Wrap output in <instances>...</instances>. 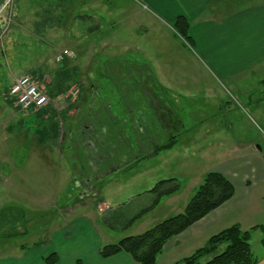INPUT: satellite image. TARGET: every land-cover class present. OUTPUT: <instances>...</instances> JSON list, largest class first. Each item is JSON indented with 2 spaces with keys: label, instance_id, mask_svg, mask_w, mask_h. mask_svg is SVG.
<instances>
[{
  "label": "rangeland",
  "instance_id": "374dc122",
  "mask_svg": "<svg viewBox=\"0 0 264 264\" xmlns=\"http://www.w3.org/2000/svg\"><path fill=\"white\" fill-rule=\"evenodd\" d=\"M35 1L38 2L21 0L14 4L12 21L0 42V111H13L5 92L13 77L22 75L33 64L52 78L57 92L64 93L52 101L44 91L49 103L38 114L21 115L24 118L21 129L13 127L12 131L11 128L5 131L11 133L7 156L25 159L21 172L24 180H28L27 188L37 196L17 198L26 208L22 225L25 235L13 236L10 231L9 246L24 237L28 247L36 244L42 252L48 249L54 207L67 205H85L90 218L110 227L98 224L99 230L117 243L181 214L206 172L231 168L244 175L252 167V174L263 168L262 83L254 84L247 80L250 77L243 75L239 78L245 81H238L246 89L242 93L234 91L229 81L217 74L218 78L212 70L208 73L202 62L196 64L190 58L189 51L195 53V47L182 40L188 53L181 49L182 52L173 42L169 29L173 30L174 22L164 24L153 16L155 10L148 0H72L60 6L65 10L63 14L52 15L42 10H50L54 5L34 4ZM96 1L106 4V8L102 10ZM263 5L264 0H214L205 14L229 15ZM36 8L39 12L34 15ZM100 9L107 15L110 13L115 21ZM111 34L116 36L113 38L115 53L109 47L104 52L99 43L103 35ZM64 49L73 53L74 60L67 58L71 60L68 66L66 59L61 64L55 62L57 53ZM181 61L185 63L184 68L176 65ZM146 82L162 111L173 112L182 123L174 147L156 155L151 154L148 139L159 135L165 143L172 132H166L154 120L157 110L148 107L147 90L140 86ZM100 108L108 111L115 126L102 122L105 117ZM85 127L91 128L88 136L81 130ZM61 131L66 135L62 137L63 148L75 145L72 151L77 161L72 165L69 160L65 163L58 157L55 159L56 154L48 153V141L60 142ZM80 135L82 139L87 136L94 148L80 149L76 145ZM48 136L53 138L47 139ZM112 168H115L113 172ZM166 180H175L178 192L171 197L162 196L155 208L129 225L134 210L144 207L145 202L148 207L152 205L156 195L150 191L158 182ZM252 184L246 205L192 238L178 240L173 249L168 247L158 256L156 264L180 262L204 247L210 237L236 224L242 232H250L251 253L256 264H264V234L252 230L264 224V183ZM87 191L86 197L80 196ZM101 201L109 208L103 214L98 213ZM81 213L78 209L76 215ZM2 240L0 234V254H3ZM224 248L225 245L220 246L200 263H206Z\"/></svg>",
  "mask_w": 264,
  "mask_h": 264
},
{
  "label": "crops",
  "instance_id": "0c3cea01",
  "mask_svg": "<svg viewBox=\"0 0 264 264\" xmlns=\"http://www.w3.org/2000/svg\"><path fill=\"white\" fill-rule=\"evenodd\" d=\"M71 1L72 0L69 2ZM213 1L214 0H148V4L155 10L153 16L160 19L164 24L171 25L178 16L184 17L189 25L188 34L192 40V48L194 49L195 47L196 49V54L189 51L190 58H192L196 64L202 62V64L206 66L205 69L208 70V73L212 70L217 77L219 75L225 81H229L231 87L234 88V91L244 93L246 89L241 88L242 85L238 83V81L245 80H242L239 77L243 75L248 76L250 78L247 80H250L254 84H261L264 80V5L260 7L255 6L229 15H222L217 12L213 14H205L207 13L205 12L206 8L210 6ZM20 2L21 0H14V4ZM22 3L27 4L26 1H22ZM33 3L55 6L50 10H42L44 14H63L65 12V10L60 8L62 4H59L55 0H49L45 3L35 1ZM97 5L102 6V10L106 8V4L104 3L97 2ZM102 10L101 12L104 13ZM12 11L9 14L6 13L0 20V42L5 34L7 25L12 21ZM38 12L39 8L33 10L34 15L38 14ZM105 16L110 17L111 14L108 13V15L105 14ZM110 19L115 21V18L112 16ZM128 20L131 21V18H128ZM169 30L170 33H172V36H169L172 37L173 42L180 46V50L183 49L188 53V50L185 48L186 46L183 44L184 42L179 39L173 30ZM142 33H145V30ZM166 33L168 34V32ZM109 37H112V39ZM115 37L114 34H111V36H102L103 41L99 43L102 45L104 52L109 47L110 50L115 53L116 42L113 39ZM69 52L71 53V56L67 58L74 60L72 59L73 53L71 51ZM67 58H65V65L68 66L70 65L69 62L71 60L68 61ZM176 65L184 68L185 63L181 61ZM166 67L169 68V66ZM118 68L122 67L120 66ZM23 75L29 76L34 82H36L40 89L46 91V93L51 96L52 101L58 100L64 93L63 90L57 92L54 89V81L52 78L47 74L38 71V68L34 64L30 66L29 69H25L22 75L13 77L11 85L5 92V95L8 98L6 101H10L13 111L8 109L0 111V234L3 239L1 243L3 254H0V264H45V258L47 255L49 256L51 254L57 256V262L55 264H135L125 254H119L109 259L100 258V249L105 245L113 244L115 242H113V239L108 237L104 231H101L98 228V224L103 225L104 228L108 225L103 221L99 223L98 220L90 218L87 211L84 210L85 205L54 207V221L50 223L49 246L45 251L42 252L40 246H36V244H33L32 247L25 245L23 241L24 237L18 239L16 244L9 246L11 245L9 244L10 231L13 236L25 235L22 225L25 222L24 211L26 208L21 200L19 201L17 198L37 197L35 194L31 193V189L27 188L28 184L26 185V182L28 180H24L25 176L21 172L25 167V159H13L7 156V141L10 139L11 133L5 131L10 128V131H12L13 127H23L22 124L24 118H22L21 115L29 117L38 114L37 111H30L28 113L20 112L15 102L8 96L9 89L14 81ZM71 83L72 82H70V85ZM243 84H245V82ZM52 87L54 91L52 90ZM49 108L52 111L56 110L54 107ZM88 109L89 108H87V110ZM100 111H103V115H106V117L111 116L105 109ZM62 112L63 111L61 110L60 113ZM68 112L71 113V111ZM60 113L57 112L58 118L61 117ZM86 115L90 116V114ZM43 117L44 116H41L40 119L42 120ZM109 122L115 126V122L112 121L110 117ZM59 123L60 126H62L60 119ZM112 124L107 123V125ZM78 127L80 128V126ZM81 130L86 134L91 132V128L88 129L87 127L81 128ZM78 132L79 134L82 133V131ZM68 134L70 136L71 131L68 132ZM39 135H41V132H39ZM63 136L64 138L66 137L65 132L61 131L60 142L51 143V141H48L50 142L48 153L51 155L56 154L55 159L58 157V159H62L61 161H65V163L66 160H69V164L72 165L77 161L72 151L73 148H75V145L72 143L70 146L68 145L63 148ZM44 138L45 137H43V139ZM48 138L53 137L48 136L47 139ZM84 139L85 138H79L76 145L78 144L79 148L82 150L88 147L93 149V145L89 144L87 139ZM98 158L99 157L95 158V162H97L96 160ZM64 165L66 166L67 164ZM114 169L115 168H112V172ZM251 169L254 170L253 167ZM253 170L244 175H239L237 170L231 168H221L217 169V171L206 172L205 175L211 172H218L223 175L231 183L234 189V196L202 220L192 225L181 235L168 241L164 246L163 252L168 247L170 250L173 249L178 243V240H183V238L186 239L189 237L192 238L196 234L205 231L206 228L220 222L238 207L246 205L250 199L252 191L251 187L253 185L252 182H257V184L264 183V166L263 168H258V172L255 174H252ZM84 181L88 184V180ZM24 188H26L27 191ZM32 190L35 191V189ZM88 194L87 191L80 196L86 197ZM94 194L95 193H93V195ZM153 203L148 207V202H145L144 207L139 206L134 210V217L128 224L133 225L132 223L142 219V217L148 214L150 209H153L158 205L153 206ZM102 204L103 201H101L98 210V213L101 214L109 210L107 205L104 206ZM31 209L34 210L33 207H31ZM78 209L83 211L81 216L76 215ZM58 226L60 227L58 228ZM19 243L22 245L19 246Z\"/></svg>",
  "mask_w": 264,
  "mask_h": 264
},
{
  "label": "trees",
  "instance_id": "16d2710c",
  "mask_svg": "<svg viewBox=\"0 0 264 264\" xmlns=\"http://www.w3.org/2000/svg\"><path fill=\"white\" fill-rule=\"evenodd\" d=\"M47 1L49 0H38L39 3ZM55 1L59 4H65L70 0ZM173 30L181 40L192 46V40L188 34L189 25L184 17L178 16L175 19ZM262 84L264 85V80ZM140 86H142V90H147L148 107L157 110L156 115H153L154 120H157L165 128L166 132H172L165 143L159 135L148 139L151 146V154L156 155L161 151L174 147L182 129V123L173 112L162 111L161 108L163 107H161L159 101L155 100L149 89L148 82L144 83V86ZM99 110H103V108ZM103 116L105 119L102 122H106L105 125H107L109 118L106 115ZM86 135L88 136V134ZM87 136L84 138L88 140ZM81 137L82 135H80ZM175 182V180L160 181L153 187L150 191L156 195L153 206L158 204L162 196H171L178 192L179 187ZM168 185H170V188L167 187V189L161 191ZM233 196L234 189L223 175L217 172L208 173L204 176L201 185L197 187L181 214L162 221L140 235L123 238L117 243L105 245L100 249L99 256L101 259H109L119 254H125L135 264H156L158 256L162 254L168 241L181 235L192 225L228 202ZM252 230H260L264 234V224L254 227ZM222 245H225L223 252L214 255L206 263H200L202 258L213 255ZM262 245L264 247V236ZM56 262L57 256L55 254L47 256L44 260L45 264H55ZM174 264H256V260L251 253L250 232H242L238 225H233L210 237L204 247L196 250L191 256L183 258L180 262Z\"/></svg>",
  "mask_w": 264,
  "mask_h": 264
},
{
  "label": "built area",
  "instance_id": "2783aa9c",
  "mask_svg": "<svg viewBox=\"0 0 264 264\" xmlns=\"http://www.w3.org/2000/svg\"><path fill=\"white\" fill-rule=\"evenodd\" d=\"M13 6L14 0H0V20L6 13H11ZM70 56L71 53L64 50L55 56V62L61 64L65 58ZM8 96L22 113L38 111L49 103V98L44 91L29 76L25 75L14 81Z\"/></svg>",
  "mask_w": 264,
  "mask_h": 264
}]
</instances>
